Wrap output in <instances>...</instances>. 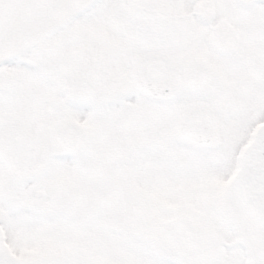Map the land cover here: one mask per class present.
<instances>
[{"label": "snow or ice", "instance_id": "1", "mask_svg": "<svg viewBox=\"0 0 264 264\" xmlns=\"http://www.w3.org/2000/svg\"><path fill=\"white\" fill-rule=\"evenodd\" d=\"M0 264H264V0H0Z\"/></svg>", "mask_w": 264, "mask_h": 264}]
</instances>
